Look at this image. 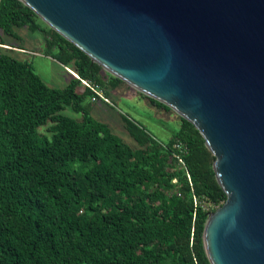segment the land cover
<instances>
[{
  "label": "trees",
  "instance_id": "16d2710c",
  "mask_svg": "<svg viewBox=\"0 0 264 264\" xmlns=\"http://www.w3.org/2000/svg\"><path fill=\"white\" fill-rule=\"evenodd\" d=\"M39 19L19 0H0V264H210L202 234L226 195L198 130L179 116L164 144L127 120L138 146L121 141L91 116L93 93L78 78L49 87L5 47L19 29L39 31L47 53L79 78L106 93L122 82L107 81ZM176 141L187 147L184 166Z\"/></svg>",
  "mask_w": 264,
  "mask_h": 264
},
{
  "label": "water",
  "instance_id": "95a60500",
  "mask_svg": "<svg viewBox=\"0 0 264 264\" xmlns=\"http://www.w3.org/2000/svg\"><path fill=\"white\" fill-rule=\"evenodd\" d=\"M92 62L190 122L226 195L210 264H264V0H19Z\"/></svg>",
  "mask_w": 264,
  "mask_h": 264
},
{
  "label": "rangeland",
  "instance_id": "374dc122",
  "mask_svg": "<svg viewBox=\"0 0 264 264\" xmlns=\"http://www.w3.org/2000/svg\"><path fill=\"white\" fill-rule=\"evenodd\" d=\"M44 29L50 28L39 19ZM51 29V28H50ZM20 40L5 38L6 48L13 50L14 56L32 65L43 82L52 88H64L70 82L73 70L69 69L53 59L46 51L45 35L41 32H31L26 28L17 30ZM104 70V69H103ZM105 78L113 76L105 71ZM75 74V73H74ZM102 89V88H101ZM107 101L88 99L90 114L97 121L106 123L111 131L124 143L135 148L138 143L127 132V120L135 124L141 131L155 140L166 143L171 139L173 132L179 125V116L173 110H166L152 103L148 97L121 82L116 88H111L106 93ZM63 114L79 119L80 116L70 109ZM209 208L208 203H203Z\"/></svg>",
  "mask_w": 264,
  "mask_h": 264
},
{
  "label": "built area",
  "instance_id": "2783aa9c",
  "mask_svg": "<svg viewBox=\"0 0 264 264\" xmlns=\"http://www.w3.org/2000/svg\"><path fill=\"white\" fill-rule=\"evenodd\" d=\"M73 75L80 80V82L83 84L84 87L90 89L93 93V96L91 97V100L94 102L98 99H103L104 101H107L106 96L103 94V90L101 87L97 84L91 83L89 80L81 79L79 78L78 75L74 74ZM175 150L178 151V153L175 154V158L177 159L178 162H180L183 166V160H182V155L186 153L187 147L181 143L180 141H176L174 144ZM175 182V180H173Z\"/></svg>",
  "mask_w": 264,
  "mask_h": 264
}]
</instances>
